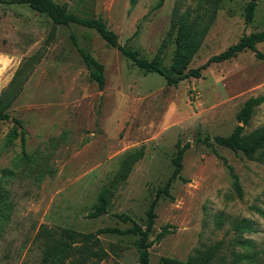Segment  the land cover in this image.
I'll return each instance as SVG.
<instances>
[{
	"label": "rangeland",
	"instance_id": "rangeland-1",
	"mask_svg": "<svg viewBox=\"0 0 264 264\" xmlns=\"http://www.w3.org/2000/svg\"><path fill=\"white\" fill-rule=\"evenodd\" d=\"M53 1L78 17L103 20L121 45L158 59L167 70L178 47L174 14L190 12L194 20L201 13L199 0ZM251 2L257 7L247 23ZM262 31L264 0H221L187 70ZM73 38L103 65L102 88L90 79ZM256 49L211 64L200 79L170 85L139 69L94 30L57 26L27 5L0 4V109L11 118L0 121V194L7 192L12 206L7 217L0 215V264H43L47 230L88 234L132 227L116 214L145 227L150 204L174 172L178 143L190 147L169 195L158 200L150 240L165 226L170 233L150 249V264L162 257L198 259L216 245L211 264H264V217L258 212H264V161L214 142L235 131L248 99L264 97V43ZM16 127L24 133V148L21 135L6 145ZM262 127L264 103L244 132ZM206 137L211 146L200 141ZM139 150L144 155L128 177L115 180L122 159ZM228 167L239 178L242 198ZM102 193L108 212L90 218ZM98 238L94 250L106 253L100 264L139 263L138 237Z\"/></svg>",
	"mask_w": 264,
	"mask_h": 264
},
{
	"label": "trees",
	"instance_id": "trees-1",
	"mask_svg": "<svg viewBox=\"0 0 264 264\" xmlns=\"http://www.w3.org/2000/svg\"><path fill=\"white\" fill-rule=\"evenodd\" d=\"M5 3L27 5L31 9L47 15L53 24L57 26L76 24L94 30L109 47L119 50L123 56L131 60L139 69L145 73H154L164 77L170 85H177L180 82L191 78L200 79L203 71L211 64L230 61L246 50L256 52V46L264 43V31L244 36L238 43L230 46L226 51L219 55L212 56L205 65L197 69L187 70V66L192 60V57L198 52L202 42L212 27L221 3V0H199V11H201V13L197 14V17L194 20L190 19V12H187L182 17L174 14L172 28H178V47L173 58L171 69L167 70L158 59L149 61L141 57L138 51L131 50L121 45L119 43L118 35L111 31L107 27V24L101 19L78 17L72 13H68L66 9L53 0H9L7 2L0 0V4ZM161 5L162 2L156 6V9L160 8ZM256 7L257 4L255 2H251L247 6L245 15L247 23L252 22ZM73 43L77 47L80 56L89 71L90 79L102 88L105 83L103 65L84 49L80 48L74 38ZM257 56L261 58L262 54L258 53ZM1 102L2 99H0V104H2ZM263 103L264 97H252L248 99L237 115L239 125L235 131L228 137L216 136L214 142L221 147L228 148L235 152H242L251 160L263 162L264 127L248 134L244 132L245 127L249 125L254 115L255 109ZM9 120H11L10 116L2 112L0 109V121ZM14 123H16V125L21 124L18 120H14ZM20 135L21 143L24 148V133H21ZM20 135L17 131V127L12 129L5 139L6 145L12 146ZM200 141L207 146H211L209 137ZM189 147L190 144L184 146H181L179 143L177 144V154L173 160L175 166L174 172L166 186L157 191L156 198L150 204L147 211V224L145 227L136 223L130 216L116 214V218L120 219L122 222H131L132 227L127 230L108 227L88 234L78 233L71 229L47 230L44 232L46 246L43 252V264H100L105 259L106 253L102 250H94V248L98 246L100 242L98 237L104 234H117L122 236L133 235L138 237L136 242L139 251L138 264H150V249L154 243L161 242L170 233V227L165 226L156 236L154 241L150 240V234L157 219V203L162 194L169 195L172 181L178 179L180 176L183 170L184 155ZM143 155V151L139 150L132 152L128 154L127 157L123 158L120 171L116 175L115 180H118V182L125 180L130 174L134 164L137 163ZM24 158L25 160H29L28 155L24 154ZM228 169L233 179L234 189L238 196L242 198L243 190L239 178L232 167H228ZM7 175L11 177L10 173ZM11 207L8 193L5 192L4 195L0 194L1 217H7V214L12 209ZM107 212L108 199L106 195L102 193L99 196L98 204L94 207V212L89 214V217L98 218L107 214ZM258 212L264 217L263 211L258 210ZM79 245L82 246L79 247ZM218 249L219 245H216L207 250L200 258L189 261H180L171 257H162L158 264H211Z\"/></svg>",
	"mask_w": 264,
	"mask_h": 264
}]
</instances>
